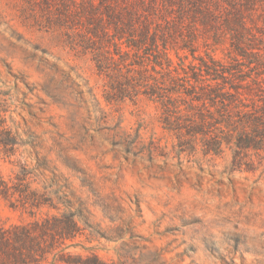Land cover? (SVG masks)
<instances>
[{"label":"rangeland","instance_id":"rangeland-1","mask_svg":"<svg viewBox=\"0 0 264 264\" xmlns=\"http://www.w3.org/2000/svg\"><path fill=\"white\" fill-rule=\"evenodd\" d=\"M58 2L0 0V107L22 141L12 154L0 149V173L11 177L23 164L31 189L81 206L95 230L79 241L104 264H264V180L232 169L229 150L178 154L159 105L114 93L111 69H98L94 49L122 71L142 59L159 71L153 56L140 57L124 40L117 41L123 57L104 38L88 42L83 16L49 18ZM130 2L110 1L116 9ZM206 34L195 35V57L230 61L229 44ZM168 55L173 74L198 63L178 44ZM46 212L55 210L43 206L36 216ZM29 219L0 199L1 221Z\"/></svg>","mask_w":264,"mask_h":264},{"label":"trees","instance_id":"trees-1","mask_svg":"<svg viewBox=\"0 0 264 264\" xmlns=\"http://www.w3.org/2000/svg\"><path fill=\"white\" fill-rule=\"evenodd\" d=\"M110 1L59 0L60 7L48 3L55 7L54 12L48 9L49 18L67 22L83 16L82 36L88 42L104 38L123 57L128 52L117 41L124 40L137 54L152 55L159 71L154 66V73L149 71L144 59L136 66L124 64L122 71L101 47L94 49L98 69H111L114 93L141 94L159 105L163 128L174 133L178 154L198 148L204 155L229 150L232 169L258 173L257 179L264 180V0H148V5L136 0L117 9ZM201 30L215 44H229L230 61L208 53L195 57L193 41ZM176 44L198 60L182 66V75L168 69V50ZM4 112L0 107V149L12 154L22 141ZM30 174L23 164L11 177L0 173V199L31 217L9 224L0 220V264H104L92 247L79 241L86 230H95L83 208L74 207L67 194L54 193L53 198L31 189ZM43 206L55 212L37 217ZM77 247L87 253L71 250Z\"/></svg>","mask_w":264,"mask_h":264}]
</instances>
